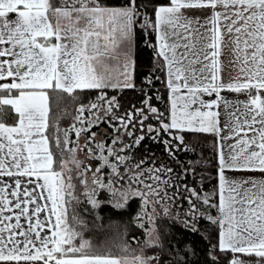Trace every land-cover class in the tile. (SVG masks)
<instances>
[{
	"label": "snow or ice",
	"instance_id": "1",
	"mask_svg": "<svg viewBox=\"0 0 264 264\" xmlns=\"http://www.w3.org/2000/svg\"><path fill=\"white\" fill-rule=\"evenodd\" d=\"M189 134L218 138L215 176ZM133 202L137 264H191L177 225L207 264H264V0H0V264H122L93 237Z\"/></svg>",
	"mask_w": 264,
	"mask_h": 264
},
{
	"label": "trees",
	"instance_id": "2",
	"mask_svg": "<svg viewBox=\"0 0 264 264\" xmlns=\"http://www.w3.org/2000/svg\"><path fill=\"white\" fill-rule=\"evenodd\" d=\"M136 59L138 64V77L143 78V74L147 73L150 69L151 65V49L145 48L143 45H138ZM156 87L163 91L162 85L159 83L156 84ZM139 97L137 92L132 90H127L123 94V102L127 107L130 103H135L138 101ZM70 110L73 111L72 107L69 106ZM69 118V119H68ZM68 119V120H67ZM65 122H61L60 126L69 125L71 121V115L65 117ZM96 131V129H95ZM189 143L194 147L195 151L184 152L181 153V159L184 161L185 165L189 162H198L196 167L201 171H204L205 175L211 174L215 176L216 167H217V144L218 138H214L209 134H189L188 136ZM147 147L156 152L157 156L163 155L162 147L152 144L151 142H147ZM207 185L205 191L211 192L216 184L215 180L205 181ZM184 203V207H187L186 202ZM83 206H81L82 208ZM90 207V206H89ZM79 210V209H78ZM138 210V205L136 202H133L131 205V209L129 212H120L116 211L110 206H105L100 209V214L103 216V223L107 226L110 222L116 221L121 225L128 224L127 234H124L123 227L116 229H108L106 232L100 233L99 235L93 237L94 243L106 242V247L111 248L113 254L117 256H121V251L115 245V242L119 240H123L125 242H129L135 248H140V244L133 240V237H137L141 242L144 237L142 235V230L136 228L134 225H131L130 218L135 214ZM82 215L85 216L86 219L91 221L90 215L81 212ZM157 223H161L157 221ZM171 223L170 221L165 222V224ZM169 239H172V233L175 234V242L179 245H187L188 247L194 248L196 250V255L189 256L188 260L191 264H207L208 256H207V242L206 240L201 238V235L194 234L188 231L182 230L178 225L173 229H169ZM91 235V234H89ZM114 242V243H112ZM120 248V247H119ZM148 255L152 254L150 249H147Z\"/></svg>",
	"mask_w": 264,
	"mask_h": 264
},
{
	"label": "rangeland",
	"instance_id": "3",
	"mask_svg": "<svg viewBox=\"0 0 264 264\" xmlns=\"http://www.w3.org/2000/svg\"><path fill=\"white\" fill-rule=\"evenodd\" d=\"M70 112H72V110H70ZM64 120H65V117L63 119H61L59 123L65 122ZM68 126L69 125H66V126L61 125L62 128L68 127ZM93 131H95V129H93ZM78 156H79V159L85 160V162H87L86 157H85L83 152L79 153ZM112 243H114V242H112ZM115 245L121 251V256H119V257H121V259H122V264H137L135 257L140 255V248H135L129 242H125L123 240H119V241L115 242ZM125 245H127V251L123 250ZM145 254L148 255L147 249H145Z\"/></svg>",
	"mask_w": 264,
	"mask_h": 264
},
{
	"label": "crops",
	"instance_id": "4",
	"mask_svg": "<svg viewBox=\"0 0 264 264\" xmlns=\"http://www.w3.org/2000/svg\"><path fill=\"white\" fill-rule=\"evenodd\" d=\"M192 16H193V17H200L201 22H203V14H201L200 12H193V13H192ZM226 95L232 96L233 94L228 93V94H226ZM257 175H258V174H257Z\"/></svg>",
	"mask_w": 264,
	"mask_h": 264
}]
</instances>
